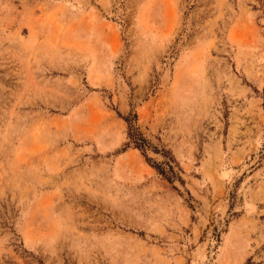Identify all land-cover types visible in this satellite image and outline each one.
Masks as SVG:
<instances>
[{"label":"rangeland","instance_id":"1","mask_svg":"<svg viewBox=\"0 0 264 264\" xmlns=\"http://www.w3.org/2000/svg\"><path fill=\"white\" fill-rule=\"evenodd\" d=\"M0 264H264V0H0Z\"/></svg>","mask_w":264,"mask_h":264},{"label":"trees","instance_id":"2","mask_svg":"<svg viewBox=\"0 0 264 264\" xmlns=\"http://www.w3.org/2000/svg\"><path fill=\"white\" fill-rule=\"evenodd\" d=\"M135 120H136L135 114L132 117V121L129 118H125V121L128 125L127 137H128L130 145H132L135 149H138L139 151L144 152V150L147 147V142L143 138L142 134L139 132L138 128L135 127V125H134ZM146 159L148 162L150 161L148 158H146ZM154 168L159 170L158 166H156Z\"/></svg>","mask_w":264,"mask_h":264}]
</instances>
